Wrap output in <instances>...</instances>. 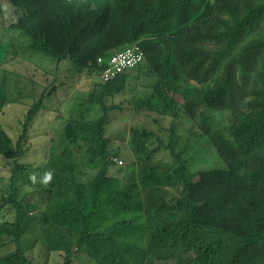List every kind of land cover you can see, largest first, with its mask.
<instances>
[{"label": "clouds", "instance_id": "clouds-1", "mask_svg": "<svg viewBox=\"0 0 264 264\" xmlns=\"http://www.w3.org/2000/svg\"><path fill=\"white\" fill-rule=\"evenodd\" d=\"M149 1L144 20L170 25L177 0ZM43 2L66 9L68 46L41 30ZM219 5L247 28L264 19V0ZM143 29L116 0H0L3 92L56 102L60 130L81 115L78 136L116 165L101 177L77 165L72 184L89 196L84 204L47 200L37 184L47 188L53 169L28 181L0 168V264H264V118L245 122L236 99L253 88L245 50L206 27L170 42L166 111L123 81L136 74L140 49L126 54ZM79 99L83 109L66 110ZM192 104L197 123L175 117ZM136 107L143 115L131 119L124 111ZM12 150L0 115V167Z\"/></svg>", "mask_w": 264, "mask_h": 264}, {"label": "trees", "instance_id": "trees-1", "mask_svg": "<svg viewBox=\"0 0 264 264\" xmlns=\"http://www.w3.org/2000/svg\"><path fill=\"white\" fill-rule=\"evenodd\" d=\"M179 1L185 3L187 0ZM204 1L218 15L215 32L221 37L239 42L247 54L249 79L253 88L250 92L239 93L236 99L242 105L244 121L257 122L264 118V19L259 27L247 28L238 18L221 8L219 3L225 0ZM141 2L147 10L148 19H151L154 8L149 0H116L118 8L133 13L137 27H144L143 31L135 30L132 33L131 43L138 45L140 49L136 53V74L123 81L155 102L159 108L168 111L174 104L161 87L164 51L170 42L180 39L194 29V26H176L172 21L166 27H154L144 20ZM203 27L204 25H200L197 28ZM40 28L46 35L55 36L62 46H68L72 40L67 11L62 6L43 2ZM77 34H80V30H77ZM3 73L7 72L0 69V74ZM2 95L0 115L13 150L12 158L1 163V170L19 171L28 180L29 173L33 171L39 174L45 169H53L55 176L47 188L37 184L47 195V200L58 198L74 204L86 203L89 196L72 184V174L77 165L85 163V174L92 173L97 177L108 174L116 165L78 136V132L86 127L82 116H78V120L74 122L71 118L67 119L66 127L60 130L56 128L60 112V106L56 102H26L11 93L3 92ZM86 105L87 101L79 99L65 108L71 111L75 108L83 109ZM175 117L195 124L200 118L199 107L192 104ZM11 120L14 122L12 127ZM207 127L213 129L212 124H207Z\"/></svg>", "mask_w": 264, "mask_h": 264}, {"label": "rangeland", "instance_id": "rangeland-1", "mask_svg": "<svg viewBox=\"0 0 264 264\" xmlns=\"http://www.w3.org/2000/svg\"><path fill=\"white\" fill-rule=\"evenodd\" d=\"M171 18L176 26L192 24L194 28L204 25L206 28L215 29L217 27L218 15L204 0H187L181 3L179 0L169 5ZM109 47L119 49V45L110 43ZM3 94V84L0 81V99ZM131 119L136 116H142L139 108H134L124 111ZM151 203L143 205V209H148Z\"/></svg>", "mask_w": 264, "mask_h": 264}, {"label": "built area", "instance_id": "built-area-1", "mask_svg": "<svg viewBox=\"0 0 264 264\" xmlns=\"http://www.w3.org/2000/svg\"><path fill=\"white\" fill-rule=\"evenodd\" d=\"M139 49V47L136 45V46H134V47H132V48H130L128 51H127V54H126V56H127V58H135V53H136V51Z\"/></svg>", "mask_w": 264, "mask_h": 264}]
</instances>
